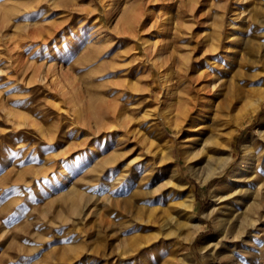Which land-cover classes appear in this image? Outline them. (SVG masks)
<instances>
[{
	"label": "rangeland",
	"instance_id": "1",
	"mask_svg": "<svg viewBox=\"0 0 264 264\" xmlns=\"http://www.w3.org/2000/svg\"><path fill=\"white\" fill-rule=\"evenodd\" d=\"M145 2L0 0V264H264V50L189 114L212 22L157 0L128 29Z\"/></svg>",
	"mask_w": 264,
	"mask_h": 264
},
{
	"label": "bare ground",
	"instance_id": "2",
	"mask_svg": "<svg viewBox=\"0 0 264 264\" xmlns=\"http://www.w3.org/2000/svg\"><path fill=\"white\" fill-rule=\"evenodd\" d=\"M152 1H157V0H146V2H145L146 5L144 6V9L142 8L140 11H138L132 15L129 23L127 24L128 29L135 30L139 27V29L141 28L143 30V26L146 27L148 23H150V25H151V21H147L146 17L149 18L151 16L149 4H151ZM173 1H175L177 3V6H180V4L183 6V7H180L181 8L180 14L185 15L187 12L192 17L194 22H196V23L198 22V19H197L198 14L199 15L200 14L207 15L208 16L207 21L212 22V23H209L211 25L210 30L208 29V30L203 31L204 27H200V25H199V27L196 29L195 34L192 35L193 38H195V40H196L195 48L197 47V51L200 52V50L204 49L205 51L210 52L211 54H213L212 57H214V59H215L214 63H217V65H218V66H216L211 77L207 78L208 80H206L205 81L206 83L204 85H202L201 87H197L195 85H194V87H191L190 85L186 86V89L189 92H193L194 91L193 88H195V87H197V89H199V91L196 90V94H198L197 92H199V95L195 98V100L191 101V105H189L187 112H189V114H191L193 112H198L201 114L202 111L205 110V109H203V107H205L204 105L206 103V100H205V95L201 96L200 94L202 92H203V94H206L209 91L208 90L209 87H210L209 88L210 91L215 92L218 84L222 81V78L225 75V70H228L232 66V64L234 63V59L236 58L235 54L237 52V48L238 47L240 48L238 53H241V50L243 48H247L248 51L250 50V48H253V51H254L253 54L256 53L257 55H259L260 53L263 52V50H264V0H173ZM178 2H179V5H178ZM205 3H206V5H205ZM143 13H144V15H143ZM182 15H180V16H182ZM202 24H203V22H202ZM191 28L194 29V26H191ZM200 32L204 33V38L202 40H201V38H199ZM14 47H16L17 49L22 48L21 45L18 43L15 44ZM241 58H242V60L245 59V57H243V56ZM189 65H187V66L189 67ZM200 91H202V92H200ZM171 94H172V92H171ZM172 98L175 99L174 96ZM169 99L171 100V97ZM180 100H181V98H180ZM262 100H263V97H260L258 100L253 101L254 102V103L252 102L253 106L250 103L249 108H251V106H252L253 107L252 110H253V109L259 107ZM184 103L190 104V101L185 100V101H181L178 104L182 107V105H184ZM113 118L118 123L120 122L119 124L121 126L123 125V123H124L123 113L118 112L116 108H115V110H113ZM205 127L206 126H204V128ZM98 133H99V131H98ZM98 133H96V132L93 133L94 138H96L97 136L100 135ZM208 135H207V138H208ZM214 138H215V136H214ZM214 138H209V139L211 140ZM197 139H199V137ZM209 139L203 140L201 142V147H198L199 151H197L196 155L205 152L204 150L206 149V147L208 146V144L210 142ZM193 140H195V139H193ZM199 140H201V139H199ZM214 142H215V140L213 141V145H214ZM210 143L212 146V142H210ZM208 149H210V148H208ZM208 149H206V151ZM211 149H212V147H211ZM253 152H254L253 150H249V149L246 150L245 155H244L243 159L241 160L239 167L231 175V179L233 178L231 182L233 184L239 183V185H240L241 182L247 181L248 178H247L246 174L252 168L251 164L253 162L251 160H253V158H255V153H253ZM194 153H192V157H193ZM192 157H191V159H192ZM230 157H229V159H230ZM207 158H209V157H207ZM206 163L209 164V162H206ZM223 164L219 163V168H222ZM222 169H220V170H222ZM214 172H216V171L215 170L212 171L211 174H214ZM207 177L205 176V178H207ZM251 178L249 180H251ZM252 180H253V178H252ZM251 190L243 188V189L239 190V193H241L242 197H244L248 193H250ZM225 196H227V194H225L222 197H225ZM255 196L256 195H254V197ZM236 199H237V196H236ZM242 199L243 198L239 199V204L242 201ZM223 200H226V199L224 198ZM191 205L192 204H190V207H191ZM253 207H256V205L252 206V208ZM188 208L189 207H187V209ZM191 208H189V210ZM231 208H232V206H231ZM187 209H186V211H188ZM245 211H246V209H245ZM189 212L192 213L191 211H189ZM247 214L248 213H246V215ZM249 214H250V212H249ZM246 215H245V217H246ZM188 220L193 222V220H194L193 214L188 213ZM251 223H252V221L250 222V224ZM189 224H190V222H189ZM251 225H253V223ZM248 227H250V226H248ZM237 236H238V234H237Z\"/></svg>",
	"mask_w": 264,
	"mask_h": 264
}]
</instances>
